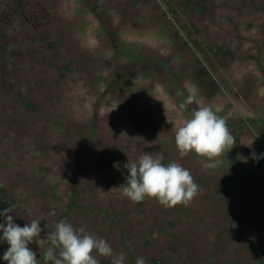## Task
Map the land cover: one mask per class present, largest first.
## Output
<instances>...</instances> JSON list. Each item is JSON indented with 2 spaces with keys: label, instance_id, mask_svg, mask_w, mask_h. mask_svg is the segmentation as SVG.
I'll use <instances>...</instances> for the list:
<instances>
[{
  "label": "rangeland",
  "instance_id": "1",
  "mask_svg": "<svg viewBox=\"0 0 264 264\" xmlns=\"http://www.w3.org/2000/svg\"><path fill=\"white\" fill-rule=\"evenodd\" d=\"M201 106L235 139L212 160L175 144ZM145 152L188 169L199 194L173 207L124 196V164ZM253 152L264 154V0H0V212L41 221L28 245L39 264L62 219L124 264H264ZM9 247L0 240V264Z\"/></svg>",
  "mask_w": 264,
  "mask_h": 264
},
{
  "label": "clouds",
  "instance_id": "2",
  "mask_svg": "<svg viewBox=\"0 0 264 264\" xmlns=\"http://www.w3.org/2000/svg\"><path fill=\"white\" fill-rule=\"evenodd\" d=\"M195 99L194 94H189L182 107L192 104ZM175 144L182 157L195 153L198 157L212 160L226 148H232L235 139L225 119L219 117L211 107L201 106L176 130ZM248 146L251 147V144ZM252 158L259 160L264 158V154L257 156L253 152ZM162 160L161 155L151 152L143 153L135 161L128 160L124 164L128 175L120 187L123 195L133 202L155 198L164 207L187 205L196 197L200 189L190 171L176 161L165 165ZM113 167L119 169V162L114 163ZM10 211V208H5L0 212V216L5 218V223H0V231L3 232L0 240L10 245L3 259L8 264H39L36 253L28 245L34 239L37 242L43 231L41 221L31 219L30 224L21 227L8 215ZM41 241L48 244L46 264H100L94 252L111 258V264H124L126 259L123 253H116L105 239L87 233L83 227L76 230L66 219L57 222L55 230L49 231L47 238ZM135 264H147V261L138 256Z\"/></svg>",
  "mask_w": 264,
  "mask_h": 264
}]
</instances>
